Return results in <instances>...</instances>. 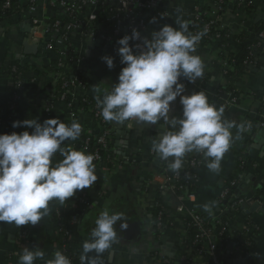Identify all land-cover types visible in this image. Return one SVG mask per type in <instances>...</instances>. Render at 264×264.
Masks as SVG:
<instances>
[{
    "label": "crops",
    "instance_id": "1",
    "mask_svg": "<svg viewBox=\"0 0 264 264\" xmlns=\"http://www.w3.org/2000/svg\"><path fill=\"white\" fill-rule=\"evenodd\" d=\"M55 1L59 3L58 1L61 0H20L22 13L10 20L0 21V108L3 114L0 119V134H11L14 131L20 133L26 130L23 127H12L14 121L25 119H37L42 123L45 119L59 116L63 122L70 124L74 119L72 112H76V120L82 125L83 130H87L88 134L101 136L105 131L110 132L111 142H115V154L124 163L118 165L113 171L94 163L97 181L90 188L77 191L63 205L56 200L50 201L49 215L35 226L17 227L14 224L0 222V264H18L24 247H28L30 250L39 247L44 251L45 258L37 259L35 264H45L47 260L53 258L55 251H61L58 245L61 231L53 217L56 206L64 211L66 219L69 221L66 229L71 233V239L76 244L78 261L75 264H80L83 242L89 238L91 230L95 227V220L105 208L110 214L122 213L123 220L118 221L114 226L117 241L99 257V264H163L162 256H165L161 243L163 237L176 248L175 257L171 258L176 260L184 251L183 242L187 235V215L185 213L176 214L173 210V199H168L165 205L169 208L173 223L167 230L159 231L156 225L158 206L156 199L159 192L150 183L153 171L160 164V158L155 157L157 154L152 151V141L160 135V128L163 126L144 124V129L140 132L126 126L127 122L118 124L105 121L101 116V120L98 119L95 127L93 125V119L96 117L94 111L90 109L89 112H84L79 111L78 108V105L87 96L94 97L96 95L92 91L93 85L101 89L102 95L104 91L111 90L113 83L118 82L119 72L125 65L120 63L118 55L120 45L117 41L125 34L114 37L107 43L101 37H91L95 42L99 41L100 45L87 41L86 37L90 36L89 32L85 36L83 31H80L81 29L66 30L65 33L56 29L55 34H50L47 31L49 21L56 18L59 13H68L65 8L55 4ZM66 1L74 2L76 0ZM79 1L77 0V4ZM228 2V7L223 14H220L216 7L213 8L209 16L218 20L222 30L229 29L233 34L244 35L248 41L247 44L253 46L255 50V65L245 69L236 83V93L238 92L239 96L243 97L245 106H251L257 101L255 93L264 92V51L261 49L260 40L250 39L252 35L256 34V28H261L264 22V0H228ZM111 3H114L113 0ZM205 4L206 0H160V6L166 13V17H155L156 22L148 25L146 37L150 38L152 31L159 30L165 24L178 28V24L175 23L177 19L188 21L189 32L194 34L191 26L194 10ZM32 8L35 11H31ZM117 9L118 5L115 10ZM91 11L86 16L78 13V18L85 24L84 27H87L85 22L89 19ZM112 12L111 5L103 10L98 9L95 12L97 20L92 22L93 29L96 28L102 33H107L110 28L113 29V24L109 22ZM34 17L43 22L46 30L39 46L29 42L32 28L31 18ZM47 20L48 23H46ZM73 22L75 21L70 24ZM59 24L57 23L56 27ZM103 36L108 37L106 34ZM57 39H62L66 47L73 48L72 52L65 53L59 50L62 51L60 53L57 51V48L60 49L57 46ZM27 43L31 47L36 46L40 49L37 55L25 54V44ZM47 45L53 46L52 51L46 50ZM130 46H132L131 40ZM246 50L244 45L234 43L228 52L234 54L235 60H239L240 57L241 60L246 54ZM222 52L223 49L218 44L196 48L195 54L200 55L204 62V75L194 83H189L185 79L187 87L185 86L184 94L203 91L209 102L214 103L218 97V89L224 88L226 85L224 70H226L227 61L222 59ZM70 53L75 58L68 59ZM106 55L114 58L112 69H109L101 59ZM56 61L59 62L54 69L60 68L59 73L50 72L48 68L54 66ZM17 63L27 65L28 70L24 75L25 81L19 90L21 95L19 110L11 113V109L8 110L7 107L18 89L11 80L6 78L5 72ZM77 72L82 73L88 86L85 89L74 88V93L70 96L72 108L63 100L54 103V94L60 78H66V76L71 78ZM204 82L205 86H203ZM18 99L19 97L16 98V100ZM222 99L223 102H226L228 97ZM262 103L261 101L260 114L264 113ZM221 108L223 109L222 119L233 124L231 129L233 141L221 160L218 173H213L206 167L207 159L204 157L203 167L198 174L197 202L194 206L196 211L202 215L209 214L203 210L202 205L215 202L211 214L220 216L217 212L220 206L216 207V205L219 200L218 193L225 182L229 183L238 178L241 181L239 195L245 199H259L264 191V137L262 144L254 143V133L248 124L243 125L245 113H242L238 105L228 108L222 104ZM9 111L11 115H8ZM170 115L182 116V105L177 99L171 104ZM160 123L163 124V121ZM27 130L31 132V129ZM138 138H143V142L140 143ZM77 142L78 140L66 141L63 146L83 151ZM192 154L190 152L185 155L182 169L187 167ZM61 158L57 154L54 157V162ZM243 161L245 168L241 165ZM261 205L263 206V203ZM241 214L244 217L238 216L239 223L231 224V230L239 235L238 229L245 220L252 222L259 229L255 247L251 250L250 260L245 264H264V213L245 215V212H242ZM121 224H125L126 227L122 228ZM239 237L236 236V239Z\"/></svg>",
    "mask_w": 264,
    "mask_h": 264
},
{
    "label": "clouds",
    "instance_id": "2",
    "mask_svg": "<svg viewBox=\"0 0 264 264\" xmlns=\"http://www.w3.org/2000/svg\"><path fill=\"white\" fill-rule=\"evenodd\" d=\"M155 22L153 17L150 23ZM175 23L178 28L165 24L152 31L150 38H142L136 29L120 38L118 55L125 66L110 91L101 95V89L93 85L94 99L105 121L162 125L160 135L152 141V151L168 162L171 171L179 172L185 155L195 151L203 153L211 172L218 173L233 141V124L222 119L223 109L211 104L203 91L184 94L181 78L194 83L204 75V62L195 53L206 31L192 34L188 21L177 19ZM130 40L141 41L135 44L138 51L134 52ZM101 59L109 69L114 67L113 57ZM177 97L182 116L170 115ZM12 127L26 130L0 134V222L35 226L49 215L50 201L63 205L77 191L97 181L95 157L63 146L81 136L82 125L76 119L70 124L59 116L42 123L25 119L14 121ZM57 154L62 158L54 162ZM214 203L202 205L203 210L211 214ZM122 220V213L110 214L107 208L100 212L89 238L83 242L80 264H99V257L117 241L114 226ZM44 258L41 248L24 247L18 264H35ZM45 264H71V260L57 250Z\"/></svg>",
    "mask_w": 264,
    "mask_h": 264
},
{
    "label": "trees",
    "instance_id": "3",
    "mask_svg": "<svg viewBox=\"0 0 264 264\" xmlns=\"http://www.w3.org/2000/svg\"><path fill=\"white\" fill-rule=\"evenodd\" d=\"M89 0H80L78 2L79 6L81 7L80 13L83 16L88 15V13L91 11V9L89 8L88 5H85L84 2H87ZM102 5L100 6V8L106 9L107 7H109V5L112 6L113 8V13L115 12L116 9V5L114 3H111V0L107 2V0H103L102 1ZM9 4V7H6V5ZM228 0H206V4L203 6H200L199 8V17L197 20H194V18L191 19V26H192V32H200V31H205V26H207L212 20L210 18V13L213 10V8L218 7V5H220L222 7V10L220 11V14H223L226 7H228ZM248 11H250V9H247ZM22 9L20 7V0H1L0 2V21H6V20H10L12 17L19 15L22 13ZM78 13H59L58 16H56V18H52L47 26V31H49L50 34H55V30L59 29L61 30V32L63 31L65 33V28L70 25V23L72 21L77 22L80 18H78ZM57 23L59 24V28L56 27ZM220 24L218 23L215 26H212V28L210 29V31L208 33H206L203 37H205V40L203 41L201 47H206L209 45H213V44H218L222 49L223 52L221 54L222 59H225L227 62L231 63L234 65L233 70H224V74H225V80H226V85L221 88L218 89V97L217 99L214 100L213 105H215L217 107V109L222 107V104H224L223 102V97H228L229 94H235L236 97L239 96L238 92L236 93V89H237V82L238 80L241 78V75L243 73V71L245 70V67L243 66V62L248 59L249 56L251 57H255L254 56V48L253 46H250V44L248 45V41L247 39L244 37V35L242 34H233L232 31H230L229 29H224L221 30L219 29ZM83 34H87L88 32H94L95 37H102L103 34H106L109 37H113V29L110 28L109 30H107L108 32H100L99 30H97L96 28H94L93 30H89L86 27L83 28ZM86 36V35H85ZM215 43H213L212 41H216ZM234 43H239L241 45H244V48L247 49L246 50V54L243 56V58L240 60H235V56L234 54H232L230 51L228 52V50L231 48L232 44ZM62 50L65 53L67 52H72L73 48L71 47H64V48H57V51ZM62 51H59L60 53ZM44 53H46L44 51ZM75 58L74 56L71 55L68 59H73ZM59 61H56V63L54 64V66L52 65L50 68H48V70L50 72H55V73H59L60 68H55L56 65H58ZM59 67V66H58ZM28 70V66L27 65H23L22 63H17L14 66H12L11 68H9L8 70H6L5 72V76L8 80H11L13 82V84L15 86H17L20 82L23 83L25 81V73ZM72 83H74V85H72ZM74 86V87H73ZM87 82L85 81L83 75L81 72H77L75 74H73V76L71 78L67 77L66 78H60L57 86H56V91H55V99H54V103H56L57 101L63 100L65 103L69 104L71 103L70 100V96L74 93V88L75 87H81V88H86ZM203 86H205V82L203 83ZM18 89V88H17ZM18 95L19 99L16 100L15 95ZM16 94L14 95V97L11 99V101L8 104L7 109L10 110L11 109V113L12 112H17L19 110V102L21 100V95L20 92H16ZM256 98L260 99V101H262L263 103V107H264V92L262 93H255ZM79 111H84V112H89L90 109H92L94 111V114L98 113L99 116L100 115V109L97 107L96 102L94 97L91 96H87L84 101L78 105ZM2 109L0 108V119H1V115H3L1 112ZM78 112V111H77ZM10 114V111L8 112V115ZM11 115V114H10ZM77 116V114H76ZM76 119V118H75ZM1 121V120H0ZM98 121V117H94L93 119V125L96 127ZM100 138V136H98V134H94L93 136L91 134H88L87 130H83L81 133L80 138L78 139L77 145L86 153H91L92 155L94 154H99V156L102 157V160L99 162H95V164L107 167V169H109V171H113L115 170L118 165H122L124 162L120 161L119 158L116 156L115 154V142L112 141L111 143L109 142L108 146H103V145H99L98 144V139ZM89 140V141H88ZM139 142H143V138H138ZM160 160V165H158L157 169H160V167H165L168 168V162L167 161H162ZM134 162V161H133ZM241 165L243 168H245V162H241ZM203 167V166H202ZM196 168L193 170H190L191 175L195 176L197 173L199 174L200 169L202 168ZM169 169V168H168ZM189 169H180L179 172H173L169 169L170 173H180L181 175H184ZM197 174V176H198ZM237 181L238 178L236 179ZM235 181V180H232ZM231 181V182H232ZM197 182H198V177L193 179V186H191V188H189V193H196V189H197ZM180 185V184H179ZM226 188H230L231 189V193H237L239 195V186H237L236 188H232L230 186V182L226 185ZM222 189L221 191L218 193V201L216 207L221 208L222 205L224 206L226 201H221L220 200V195H221ZM240 198H243V196H239ZM262 197H264V191L262 192ZM156 203H157V217H156V224L158 223V216L161 209V205L163 203V199L161 197L160 194L157 195V199H156ZM242 211L239 212V214H235V213H226L224 215H221V224H216L214 225L213 223V217L209 214L206 215H202V218L204 220V224H205V228L206 229H212L213 227L216 228V231L218 233V238H217V254L219 259L223 262V264H243V262H239L236 260V258L233 255H227L225 254H221L223 251H225V249H227V246L230 244L231 242V236H230V231L227 229V224L231 223L233 225L239 223V217H242L243 214H241ZM53 217L56 221L57 226L60 229V237L58 240V245L61 248V251L64 255H66L70 260H71V264H75L77 263L78 259L76 257V244L72 241L71 239V233L69 231H67V229H62V226H68L69 221L66 219L65 213L64 211L59 207L56 206L53 212ZM244 217V216H243ZM187 235L185 237L184 243H183V248L186 254H191L190 256H192L194 259L197 260H202L208 264H212L213 262V257L203 249L202 254H198L195 252V250L198 248L199 244L196 243V237L198 235V228L196 227V225L191 221V220H187ZM256 235L259 234V230L255 232ZM205 243V240L202 241V244ZM255 240H247L243 237V235H241L239 237L238 240V246L240 249H243V251H245L248 255L244 256L245 258H249V253L248 251L252 250L255 246ZM181 255V254H180ZM179 255V256H180ZM178 259V258H177ZM176 259V260H177ZM170 262L166 263V264H175L176 260H172V259H167Z\"/></svg>",
    "mask_w": 264,
    "mask_h": 264
},
{
    "label": "built area",
    "instance_id": "4",
    "mask_svg": "<svg viewBox=\"0 0 264 264\" xmlns=\"http://www.w3.org/2000/svg\"><path fill=\"white\" fill-rule=\"evenodd\" d=\"M103 0H89L87 2H84L85 5H88L89 8L92 10L91 14L89 15V19L86 20L85 23H87L86 28H90L93 30L92 27V22L97 20V15L96 11L100 9V6L102 5ZM57 3L55 1V4H58L59 6L65 8L68 12L71 13H79L81 10V7L79 4H77V0L74 2H67L66 0H61L58 1ZM115 5H118V9L115 10V12H112V15L109 19V22L113 24V37H106L102 36L101 38L107 41L113 39L114 37L120 36V35H131L132 30L136 29L140 32L141 37H146V32L148 30V25L150 24V19L152 17L156 18H163L166 17V13L163 11V9L160 6V0H113ZM6 7H9V4L6 5ZM218 11L220 12L222 10V7L218 5L217 7ZM31 11H35L34 8L31 9ZM199 17V9L196 8L194 10L193 17L194 20H197ZM32 19V28L30 32V38L29 42L31 41L35 45L39 46L42 43V40L45 36V25L43 22L34 17ZM211 22L205 26V31L208 33L212 26L217 25L219 22L218 20H214L211 18ZM85 24L82 22V20H78L77 22H73L72 24L68 25L67 30L71 31L72 29H81L83 30V27ZM221 29V27H219ZM222 30V29H221ZM196 34V32L194 33ZM90 37H94V32H89ZM260 38L264 42V22L261 26L260 32H259ZM205 40V37H203L200 42L197 44L196 48L201 47L203 41ZM30 42V43H31ZM213 43L217 42L212 41ZM261 42V47H262V41ZM141 43V41H131V45L133 46V50L138 51L135 48V44ZM53 46L52 45H47L46 50L47 51H52ZM264 51V49L262 50ZM256 63L255 57L249 56L248 59H246L243 62V66L245 69L247 68H252ZM225 69L226 70H233L234 65L226 62L225 64ZM185 84V79L183 78V82ZM22 83L20 82L17 85L18 91L22 87ZM74 85V83H72ZM187 87V84H185ZM74 87V86H73ZM16 98H18V95H15ZM264 99V98H263ZM239 100L236 97L235 94H229L228 99L226 102H224L225 106L228 108L235 107L237 106ZM72 108V104L69 105ZM72 117L75 119L76 118V112H72ZM96 117H98L99 120H101V116L98 115V113L95 114ZM128 126L135 130V131H140L142 132L144 129V123L137 122L136 120H129ZM89 141V140H88ZM109 142L111 143V134L109 131H105L103 135L100 136L98 139V144L103 145V146H108ZM193 154L191 155L188 165L185 168L186 170L189 169L184 175H181L180 173H170L168 168L165 167H160V169H156L153 171L152 178H151V185L157 188L159 194L161 195L163 199V203L161 205V211L158 216V223L157 228L159 231H164L167 230L169 227L172 226V216L169 214V208L165 205V202H168V199L172 198L174 202V207L173 210H175L176 214H184L187 215L188 220H191L196 227L198 228V235L196 237V243L199 244L198 248L195 250L196 253L202 254L203 249L207 251L212 257H213V262L212 264H223V262L219 259L218 254H217V238H218V233L216 231V228L213 227L212 229H206L204 220L202 218V214H200L198 211L195 209V204L197 202V195L196 193H189V188L193 186V179L198 177L197 174L194 176L191 175L190 170L193 169H198L203 166L204 163V155L203 153H198L193 151ZM94 163L99 162L102 160V157L99 156V154H94ZM155 157H159L155 155ZM160 165V164H159ZM241 181H232L230 182V186L232 188H236L237 186L240 185ZM180 184V185H179ZM228 183L225 182L221 189V195H220V200L221 201H226L225 205L219 209L220 216H215L214 214H209L213 217V223L214 225L221 224V218L223 214L226 213H239L242 211L243 213L245 212L244 208H248V203L249 201L251 204H262L264 197L257 198V199H245V198H240L237 193H231L230 188H226ZM220 217V218H219ZM227 229L230 231V236H231V242L227 246V249L223 251L221 254H227V255H233L237 261L243 262L245 264L250 260L251 257V251L249 250L248 253L249 258H245L244 256L248 255L243 249H240L238 246V240L239 238L236 239V236H241L247 240H252L256 239V231L257 227L252 224V222L249 221H244L241 225L240 228L238 229L239 235L236 234L235 231L231 230V223H228ZM66 229L65 226H62V229ZM205 240V243L202 244V241ZM183 242V241H182ZM184 243V242H183ZM191 254H186L185 252L178 257L176 260L175 264H208L202 260H197L194 259ZM167 259L166 256H162L163 264H166L170 262Z\"/></svg>",
    "mask_w": 264,
    "mask_h": 264
},
{
    "label": "water",
    "instance_id": "5",
    "mask_svg": "<svg viewBox=\"0 0 264 264\" xmlns=\"http://www.w3.org/2000/svg\"><path fill=\"white\" fill-rule=\"evenodd\" d=\"M46 23H48V20L46 21ZM68 27L65 28V31L67 30ZM261 28H256L255 32L256 34L251 36V40H260L263 42V40L260 38L259 35H257V32L260 31ZM81 31V30H80ZM82 32V31H81ZM86 40L89 42H95V40H93L90 36L86 37ZM57 46L59 48H64L65 47V42L62 39H57ZM96 45H100L99 41L95 42ZM261 49H264V42L262 43V47ZM25 54L26 55H37L39 52V48L36 46H30L27 44H25ZM181 82H183V78H181ZM239 102H238V106L240 108V110L242 111V113L244 114L243 120H244V126H246L247 124L250 126V129L252 130V132L254 133V143L256 144H262V139L264 137V113L260 114L259 113V108L261 107V101L260 99L257 98V101H255L251 106H245V102L242 100L243 97L238 96L237 97ZM177 100L179 101V97H177ZM128 122L125 124L126 126L128 125ZM245 210V215H253L255 213H260L263 212L264 213V199H263V206L260 204H251V202L249 201L248 203V208L247 210L244 208ZM218 212H220V210H217ZM224 215V214H223ZM162 251L164 252L165 256L167 258H174L175 257V252H176V248L174 246H172V244H170V242H168V240L166 238L163 237L162 239Z\"/></svg>",
    "mask_w": 264,
    "mask_h": 264
}]
</instances>
